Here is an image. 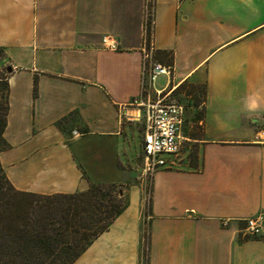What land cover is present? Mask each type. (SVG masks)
I'll return each mask as SVG.
<instances>
[{
  "label": "crops",
  "instance_id": "obj_1",
  "mask_svg": "<svg viewBox=\"0 0 264 264\" xmlns=\"http://www.w3.org/2000/svg\"><path fill=\"white\" fill-rule=\"evenodd\" d=\"M145 1L0 0L12 67L0 160L17 190L131 179L133 124L145 156ZM154 44L173 53L154 88L188 89L184 121L193 108L200 131L184 134L183 121V151L154 171L148 213L145 179L130 183L128 207L73 264H145L144 230L148 264H264V239L241 233L264 213V0H155ZM198 86L199 105L188 93Z\"/></svg>",
  "mask_w": 264,
  "mask_h": 264
},
{
  "label": "trees",
  "instance_id": "obj_2",
  "mask_svg": "<svg viewBox=\"0 0 264 264\" xmlns=\"http://www.w3.org/2000/svg\"><path fill=\"white\" fill-rule=\"evenodd\" d=\"M0 50L6 57L4 48L0 46ZM155 57L173 66L171 51L155 52ZM4 72L8 77H0V152L9 147L4 131L11 71L7 68ZM199 89L202 97L195 92ZM188 93L199 105L204 102L206 88L194 87ZM126 191L124 185L102 182H92L87 190L74 193L20 191L12 185L0 160V264H73L128 207ZM146 235L144 262L148 264Z\"/></svg>",
  "mask_w": 264,
  "mask_h": 264
},
{
  "label": "built area",
  "instance_id": "obj_3",
  "mask_svg": "<svg viewBox=\"0 0 264 264\" xmlns=\"http://www.w3.org/2000/svg\"><path fill=\"white\" fill-rule=\"evenodd\" d=\"M155 0L145 1L143 40V82L136 102L145 112L144 152L148 169L156 171L178 164L183 151L181 127L185 104L176 96L174 89L156 90L155 82L160 75H169L171 66L154 59ZM104 46L118 49L111 36L103 38ZM262 138H264V130ZM227 224V223H225ZM244 237L264 239V213L245 219L241 228Z\"/></svg>",
  "mask_w": 264,
  "mask_h": 264
},
{
  "label": "rangeland",
  "instance_id": "obj_4",
  "mask_svg": "<svg viewBox=\"0 0 264 264\" xmlns=\"http://www.w3.org/2000/svg\"><path fill=\"white\" fill-rule=\"evenodd\" d=\"M10 64L8 62V59L4 57L3 53L0 50V77H8V74H6L4 71L8 68L9 70ZM164 81V79H162ZM161 83V78H160ZM163 83V82H162ZM161 83V84H162ZM172 88V87H171ZM170 89V87H169ZM188 89H181L180 91H175V96L183 103H188V100L186 99L185 95L183 93L187 91ZM6 89H1V94L3 98L5 99ZM197 93L199 96L202 97L201 90H197ZM201 112V107L197 109V112ZM200 114V113H199ZM197 113V116L199 115ZM196 113L193 112V108L187 109L186 118L184 121V134H190L192 132H199L201 125H196L193 120L197 117ZM132 133L131 137L129 138L131 153H132V161L130 163V169H131V179L124 184L125 188H128L130 183H137L138 181L145 179V196H146V207L145 210L149 208V201H150V190H151V181H152V175L154 173L153 170L148 169L147 166V160L146 157L143 154L142 150V144H143V127L141 123H137L136 125H132ZM3 146V142L0 141V147ZM190 144L187 143L186 147H189ZM147 234V230H144V235ZM147 236V235H146Z\"/></svg>",
  "mask_w": 264,
  "mask_h": 264
},
{
  "label": "water",
  "instance_id": "obj_5",
  "mask_svg": "<svg viewBox=\"0 0 264 264\" xmlns=\"http://www.w3.org/2000/svg\"><path fill=\"white\" fill-rule=\"evenodd\" d=\"M9 71H12V67H9Z\"/></svg>",
  "mask_w": 264,
  "mask_h": 264
}]
</instances>
